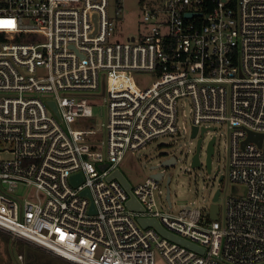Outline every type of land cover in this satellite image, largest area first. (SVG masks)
<instances>
[{"label":"built area","instance_id":"built-area-1","mask_svg":"<svg viewBox=\"0 0 264 264\" xmlns=\"http://www.w3.org/2000/svg\"><path fill=\"white\" fill-rule=\"evenodd\" d=\"M115 2L111 17L109 0H0V231L71 264H155L156 250L168 264H264V0H138L143 27L122 40ZM121 73L154 78L110 87ZM184 100L191 139L230 132L228 175L245 192L222 221L216 201L167 212L164 170L129 191L111 177L128 152L187 131Z\"/></svg>","mask_w":264,"mask_h":264},{"label":"rangeland","instance_id":"rangeland-1","mask_svg":"<svg viewBox=\"0 0 264 264\" xmlns=\"http://www.w3.org/2000/svg\"><path fill=\"white\" fill-rule=\"evenodd\" d=\"M122 11L118 16L115 37L124 39L127 35L137 33L142 29V11L138 0H121ZM115 0H109L108 12L115 17ZM151 73H121L119 79H106L110 87H126L129 89L140 88L148 84L152 79ZM180 105V127L182 122L187 129H181L179 136H159L149 142L144 148L134 152H128L120 166L123 176L131 184L143 181L145 178L164 170L165 176L161 180L162 198L167 212L176 213L183 207L202 208L207 207L213 199L216 190L219 196L216 204L219 207V220L222 221L225 214V201L228 197L242 196L245 192L243 185L234 183L228 175V157L230 132L225 125L210 124L216 127L205 134L199 153L200 166L193 168L191 159L196 151L197 138L191 139L190 133V105L187 100ZM93 116L96 123H102L104 116L101 107H93ZM214 136V153L212 155L211 170L206 166V146ZM175 156L177 162L168 168L151 169L164 159ZM170 177L168 185L172 208H168L165 201L167 192V177ZM221 178V180H219ZM21 257V260L19 258ZM0 264H71L57 258L45 250L20 240H12L10 236L0 231ZM155 264H168L162 254L155 251Z\"/></svg>","mask_w":264,"mask_h":264},{"label":"water","instance_id":"water-1","mask_svg":"<svg viewBox=\"0 0 264 264\" xmlns=\"http://www.w3.org/2000/svg\"><path fill=\"white\" fill-rule=\"evenodd\" d=\"M55 110H56V107L54 105V103H49ZM196 135V127L193 128L192 130V137H194ZM203 134H201L202 136ZM247 140H255V136L252 135V134H248V138ZM201 141H202V138L200 137L198 140H197V145H196V151L191 159V165L193 168L195 167H199L200 166V161H199V152H200V144H201ZM215 142V137L212 136L210 141L208 142L207 146H206V166H207V170L210 171L211 170V161H210V158H211V154H212V151L214 149L213 147V144ZM175 159L174 157H169V158H166L164 159L162 162H160L161 165H164V166H169L170 164L174 163ZM104 166H102L103 168ZM158 167V164L157 165H154L152 166L153 169L157 168ZM161 172L159 173H156L155 177L156 178H159L161 176ZM112 176H115L120 182L121 184L126 188L127 191H129V188H130V184L129 182L127 181V179L123 176V174L120 172V171H115L112 175ZM222 177H220L219 180H221ZM219 193L220 191L219 190H216L214 195H213V199L212 201L215 202L217 201L218 199V196H219ZM127 206L130 208V209H141V207L136 203L135 199L134 198H131L128 202H127ZM216 211H217V206L215 204L212 205V212L210 213V218L211 219H215L216 218ZM138 222L142 225V226H152L154 227L157 231H159L160 233H162L163 235L169 237L170 239H173L175 241H178L180 243H182L183 245H186L188 247H191V248H195L191 243L181 239V238H178L174 235H171L169 234L168 232H166L164 230V228L155 220L153 219H139Z\"/></svg>","mask_w":264,"mask_h":264},{"label":"flooded vegetation","instance_id":"flooded-vegetation-1","mask_svg":"<svg viewBox=\"0 0 264 264\" xmlns=\"http://www.w3.org/2000/svg\"><path fill=\"white\" fill-rule=\"evenodd\" d=\"M214 143H215V142H214ZM200 147H201V144H200ZM213 147H214V144H213ZM213 153H214V149H213V151H212L210 161H212V155H213Z\"/></svg>","mask_w":264,"mask_h":264},{"label":"snow or ice","instance_id":"snow-or-ice-1","mask_svg":"<svg viewBox=\"0 0 264 264\" xmlns=\"http://www.w3.org/2000/svg\"><path fill=\"white\" fill-rule=\"evenodd\" d=\"M11 24H12V22H11V21L7 22V25H8V26H11Z\"/></svg>","mask_w":264,"mask_h":264}]
</instances>
